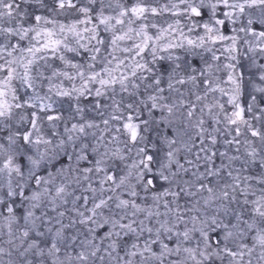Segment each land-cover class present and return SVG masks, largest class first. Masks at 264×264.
<instances>
[{"label": "snow or ice", "instance_id": "6c2138e0", "mask_svg": "<svg viewBox=\"0 0 264 264\" xmlns=\"http://www.w3.org/2000/svg\"><path fill=\"white\" fill-rule=\"evenodd\" d=\"M0 264H264V0H0Z\"/></svg>", "mask_w": 264, "mask_h": 264}]
</instances>
